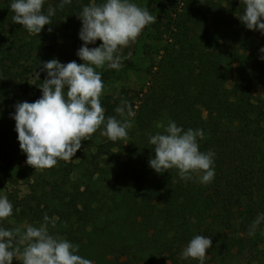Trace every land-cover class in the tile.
<instances>
[{
    "label": "trees",
    "instance_id": "1",
    "mask_svg": "<svg viewBox=\"0 0 264 264\" xmlns=\"http://www.w3.org/2000/svg\"><path fill=\"white\" fill-rule=\"evenodd\" d=\"M160 1L147 0L145 7L153 14ZM225 1L226 8L230 9L226 15L222 13L225 8L211 0H190V3L180 0L183 4L180 8V4L174 7L170 2L172 7L164 14L165 22L148 25L155 30L158 39L165 36L169 42L158 64L157 93L152 92V100L146 97L137 109L128 90L101 100L105 116H116L122 121L126 120L127 113L121 117L115 108L121 99L127 100L135 117L134 132L129 133L127 129L128 136L124 140L113 142L107 138L97 142V130L89 140L82 141V148L73 157L90 159L89 162L96 163V169L99 159L106 158L104 164L110 172L127 175L131 181L123 193V210L130 217L140 219L137 224L140 228H135L134 234L144 241L136 245H117L109 251L107 264H199V261L180 256L183 247L195 235L211 237L212 246L206 255L209 253L213 258L220 254L231 255L232 251L235 255L242 253L248 238L260 234L257 228L249 235L248 228L258 214L264 213V105L259 101L253 103L245 71L249 52L260 32L248 30L240 22L238 17L244 11L240 0ZM60 3L61 0H53L56 12L51 17L50 27L56 18H64L78 34L79 26L74 17L81 12L80 6L75 0L63 8L59 7ZM202 5L205 10L201 12L199 6ZM13 15L8 6L0 20L2 99H7L9 89L14 90L8 80L12 71L19 76L18 70L24 68L25 63L26 66L36 64L38 54L49 49L27 42L24 36L29 32L13 21ZM8 28L9 36L6 34ZM76 40L82 43L79 36ZM34 53L36 57L32 58ZM123 65L126 69L133 68L128 58ZM224 65L235 72L230 90L225 87ZM113 71L104 70L103 82ZM33 89L36 94L41 93L39 87H29L24 88V94ZM10 113L0 111V145L12 139L19 143L15 121L6 115ZM169 120L185 130L203 131L204 138H198L200 150L215 153V176L211 183H201L199 173L191 174L192 178L185 181L180 179L176 169L158 174L149 166L150 157L154 158L149 134L162 132L156 124L166 125ZM129 139L131 144L125 145ZM65 162L58 160L55 165L63 164L58 170L64 172L58 182L61 185H57L59 189L46 194L52 197L49 202L46 199L43 204L41 200L28 208L29 221L39 226L45 215L50 221L56 218L54 227H61L60 237L88 248L94 236L91 232L90 238L88 229L94 220L101 218L103 205L96 204L87 188L62 189L75 168ZM65 227L68 230L63 231ZM194 227L197 229L192 231ZM51 229L53 226L49 223L48 230ZM93 247V250H100L98 246ZM207 259L206 256L204 264H210L211 260Z\"/></svg>",
    "mask_w": 264,
    "mask_h": 264
},
{
    "label": "clouds",
    "instance_id": "2",
    "mask_svg": "<svg viewBox=\"0 0 264 264\" xmlns=\"http://www.w3.org/2000/svg\"><path fill=\"white\" fill-rule=\"evenodd\" d=\"M71 0H61L63 8ZM244 5L240 22L252 31L264 35V0H240ZM45 0H12L10 10L13 21L23 26L29 33L39 34L46 25H52L51 17L56 9L49 5L44 12ZM77 18L81 21L79 39L83 42L76 55L82 61L61 63L52 58L40 63L36 78L46 73L39 87L42 95L34 102H17L10 118L15 121V132L20 150L26 155V164L33 169L54 167L58 160L69 161L82 148V141L101 131L110 141L127 139V120L116 116H105L101 104L104 82L97 69L120 70L126 56L120 54L124 47L134 43L142 30L156 22L157 18L147 7H140L130 0H93L82 8ZM52 31V27L48 28ZM101 41L97 47L96 41ZM264 54V48L259 49ZM259 59L264 60V55ZM41 81V80H40ZM2 101V97H0ZM115 112L121 117L133 115L131 105L121 99ZM161 131L149 134L148 142L153 146L154 158L149 166L158 174L170 169L178 170L182 180L199 173L200 182L211 183L214 179V156L212 151L202 152L198 138L203 139L202 130H185L169 120L156 124ZM13 214V205L7 196H0V221ZM49 223L55 221L45 215L39 226L28 225L23 231L20 227L6 229L0 227V264H92V261L78 255V245L49 233ZM264 223V213L258 214L249 225V235ZM212 246L211 237L193 236L180 256L204 264L206 252Z\"/></svg>",
    "mask_w": 264,
    "mask_h": 264
},
{
    "label": "rangeland",
    "instance_id": "3",
    "mask_svg": "<svg viewBox=\"0 0 264 264\" xmlns=\"http://www.w3.org/2000/svg\"><path fill=\"white\" fill-rule=\"evenodd\" d=\"M147 0H130L140 7H145ZM190 3V0H186ZM215 4L222 6L223 15L230 12L229 8H226L225 0H211ZM12 0H0V20L2 18L4 10L11 4ZM76 5L82 8L89 5L93 0H75ZM96 3H102L103 0H95ZM174 7L180 4L179 8L183 5L180 0H170ZM170 2L162 0L159 2L158 7L153 13L157 20L161 23L165 22L164 14L172 6ZM53 0H45L44 12L47 13L49 5L52 6ZM201 12L204 11V5L199 6ZM189 8V6H187ZM195 12V9L192 13ZM78 15L74 17L75 22L81 28V21L77 18ZM69 22L67 23L64 18H56L55 23L52 27V31L49 32V25H46L42 29V34L37 36V34L29 33L25 35V40L28 42H33L41 44L47 50H42L38 54V60L35 61L36 64L26 66L18 70L17 73L12 71V75L9 76L8 80L13 84L14 90L9 89L7 99H2L0 101V111L6 112L10 111L14 113V104L17 102H34L38 99L42 93L36 94L34 89L29 90L27 94H24V88L29 87H40L42 80L45 78L46 73L41 72L40 80L36 78V71H39V66L41 61L46 62L52 58L58 59L61 63H68L75 60L77 63H82L79 57L76 55L77 50L81 47L82 43H76V38L78 34L74 32L72 27H70ZM6 34L10 35V29ZM101 41L97 40L94 45H88L89 47L99 46ZM167 37L163 36L161 39L157 38L155 30L147 26L145 27L139 37L134 43H131L128 47L121 49L120 54L125 55L132 63V69H126L122 67L120 70L113 69V73L110 75L109 79L104 82V91L101 100L104 97L112 96L116 97L121 90H128L129 95L133 96V101L135 108L137 109L143 101L149 97L152 100V92L157 93L159 90V85L156 84L158 80V64L163 55V51L169 48ZM264 48V35L261 33L256 34V42L254 47L249 52V60L247 61V67L245 69L247 73V79L249 80L248 88L249 92L253 98V103L261 102L260 105H264V60L259 59L260 55H264L259 52V49ZM36 54L32 55L35 58ZM107 67L103 69H97V71L102 73ZM225 73L227 75V82L225 87L231 89L234 85L235 72L232 68L225 66ZM19 84V85H17ZM17 86V87H15ZM8 118L10 115L6 114ZM126 120L130 123L128 128L129 133L134 132V116H126ZM11 119V118H10ZM12 120V119H11ZM103 130L98 129L96 141L107 139V137L102 136L100 133ZM125 145L131 144V140H126ZM17 144V145H16ZM19 143L15 139L9 141L8 144L0 145V196H7L9 201L13 205V214L7 219L0 221V227L6 229H15L20 227L23 231L28 225L34 226L30 222V211L28 208L36 206L38 202L44 204V200L48 199L47 202L52 199L51 195L46 197V194L54 189L58 190V183L63 173L58 171L60 164L58 166L48 168V169H33L26 164V155L20 150ZM103 159H99V166L96 169V163L89 162L90 159L80 160L79 158H72L66 161L65 164H73L74 172L69 176L70 181L65 182L64 188L68 187H81L83 189H88V193L92 195L93 200L96 204L103 205L101 208L100 216L101 218L94 220L92 226L89 227L88 232H90V238L88 248L78 245L77 254L85 259L92 261V264H107L110 260V250L115 248L117 245H131L138 244L144 241L143 238L139 239V236L134 234V229L137 230L139 218L134 216L130 217V214L124 212V192L125 186L131 184L129 177L123 174H117L110 172ZM108 160V159H107ZM57 183V184H56ZM88 195V194H87ZM261 195L259 194L258 198ZM45 198V199H44ZM137 219V220H136ZM57 221L56 218H54ZM195 225V224H194ZM260 232L259 236L255 238H248L245 242V247L241 250L242 253L235 255V251H232L230 255L220 254L217 257H213L208 253L207 260H211L210 264H264V223L258 227ZM197 228H192L194 231ZM61 227H53L49 230L52 235L59 236ZM66 229V227L63 229ZM95 233V234H94ZM139 240V241H138ZM98 246L99 251L93 250V246ZM256 246V249H255ZM151 260V259H150ZM148 259V261H150ZM14 262H18L15 259ZM147 261V262H148Z\"/></svg>",
    "mask_w": 264,
    "mask_h": 264
}]
</instances>
